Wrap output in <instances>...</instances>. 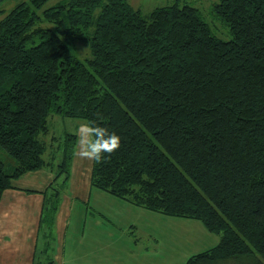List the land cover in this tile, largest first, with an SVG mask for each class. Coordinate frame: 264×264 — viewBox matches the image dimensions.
Here are the masks:
<instances>
[{
    "label": "trees",
    "instance_id": "obj_1",
    "mask_svg": "<svg viewBox=\"0 0 264 264\" xmlns=\"http://www.w3.org/2000/svg\"><path fill=\"white\" fill-rule=\"evenodd\" d=\"M47 1L0 19V149L13 161L0 159V198L49 166L48 117L79 119L93 135L91 187L221 235L185 264H264V0L212 4L229 41L187 4L142 15L127 0ZM76 140H57L54 181L67 183ZM44 194L47 227L59 196Z\"/></svg>",
    "mask_w": 264,
    "mask_h": 264
},
{
    "label": "rangeland",
    "instance_id": "obj_2",
    "mask_svg": "<svg viewBox=\"0 0 264 264\" xmlns=\"http://www.w3.org/2000/svg\"><path fill=\"white\" fill-rule=\"evenodd\" d=\"M24 1L26 0L1 1L0 19L17 4ZM59 1L48 0L42 9H48ZM127 1L132 8L139 10L142 15H148L155 8L174 3L191 5L199 8L205 22L212 28L218 38L226 41L232 39L227 27L210 15L209 10L212 4L218 0ZM42 21L41 25L43 27L49 26L48 23ZM69 48L73 55L80 60H85V58L89 57V47L85 42H73V44H69ZM47 123L49 130L46 134L40 136L39 139L46 145L44 158L50 162L49 166L44 169L53 174V179L55 174L52 167L58 162L57 140H61L66 132L77 136L69 176L73 170L76 174L78 167H80L79 173L83 172L81 167L87 166L91 169L94 159V147L92 146L93 135L89 126L79 119H63L57 115L48 117ZM82 124H84L86 132L81 134V138L84 141L80 140L78 142V134L80 132L77 134V131ZM86 136L88 139H86ZM52 138H55V142L52 141ZM0 159L9 166L7 168H10V165L13 164V161L1 149ZM74 163L75 168L72 170ZM53 179L44 192L54 193L55 197L59 196L57 202L58 210L59 201L66 183L62 184L61 179L56 181ZM49 186L51 189H48ZM44 192L41 193L43 194V202L45 199ZM94 210L98 212L96 208ZM80 211L82 212V210ZM95 211L91 210L89 212L92 216L88 215L85 217L80 215L78 220H71L70 229L66 233L61 249L59 247L54 251V245L51 244L53 252L51 247L46 253L41 252L42 254L37 256L36 262L41 264H185L189 258L197 253L217 246L221 237L219 233L209 232L203 223L197 219L169 217L162 213L146 210H139L137 214H133L115 206L111 210L106 211L107 215L101 219L98 214H95ZM55 257L58 259L57 261Z\"/></svg>",
    "mask_w": 264,
    "mask_h": 264
},
{
    "label": "crops",
    "instance_id": "obj_3",
    "mask_svg": "<svg viewBox=\"0 0 264 264\" xmlns=\"http://www.w3.org/2000/svg\"><path fill=\"white\" fill-rule=\"evenodd\" d=\"M82 132H86L84 124L78 128V142L83 140ZM86 139H88L87 136ZM74 168L75 163L72 165V170ZM79 168L76 174L74 170L71 172L68 183L62 191L52 226L46 227L41 221L43 207V194L41 193L53 179L50 171L44 169L24 173L12 180L11 189L2 192L0 198V264H41L36 262V258L42 254L41 252L46 253L51 244L54 245V251L59 247L61 249L66 233L70 229L71 220H78L80 215L92 216L89 212L91 210L94 212V208L98 210L95 214H98L101 219L105 218L106 211L114 206L133 214H137L139 210L144 211L141 207H135L105 191L91 187V169L87 166L81 167L83 172L79 173ZM55 259L58 260L56 257Z\"/></svg>",
    "mask_w": 264,
    "mask_h": 264
},
{
    "label": "clouds",
    "instance_id": "obj_4",
    "mask_svg": "<svg viewBox=\"0 0 264 264\" xmlns=\"http://www.w3.org/2000/svg\"><path fill=\"white\" fill-rule=\"evenodd\" d=\"M110 139H112L114 142L112 143V147H115L116 146V141L118 138H115V137H111Z\"/></svg>",
    "mask_w": 264,
    "mask_h": 264
}]
</instances>
